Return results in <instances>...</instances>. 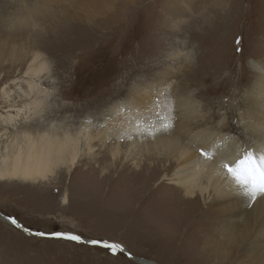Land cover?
I'll return each instance as SVG.
<instances>
[{
	"label": "rangeland",
	"instance_id": "rangeland-1",
	"mask_svg": "<svg viewBox=\"0 0 264 264\" xmlns=\"http://www.w3.org/2000/svg\"><path fill=\"white\" fill-rule=\"evenodd\" d=\"M34 1L0 0V20L8 21L23 2L31 5ZM179 1H117L110 17L72 20L57 34H49L40 47L51 67L41 79L35 78L52 91L50 104L42 111L44 123L78 128L89 117L97 122L96 117L116 102L128 100L136 87L158 79L157 73L168 66V76L175 74L174 85L202 101L207 114L215 117L207 125L193 120L189 131L210 126L215 133L246 140L249 133L240 124L238 113L243 100L248 102V89L257 83L252 63L264 58V0H226V6L212 10L204 27L201 15L189 12L185 3L181 4L184 13L179 12ZM80 10L81 3H74L73 11L78 14ZM41 17L36 22L46 19L45 14ZM54 19L59 18L50 17L42 26L50 24L53 29ZM180 20L189 22L176 28ZM27 24L25 21L20 28ZM5 28L1 25L0 29ZM12 35L18 38L20 32ZM30 62L16 66L5 60L0 67V107L3 86L9 85L18 101L16 82L33 80L25 74ZM201 65L205 66L202 70ZM97 151L100 154L94 157L98 159L85 156L77 168L59 169L40 183L0 180V210L24 225L21 229L0 219V264H144L140 260L214 264L219 259L212 254V245L206 250L201 247L206 238L198 232L204 229L213 235L211 221L204 226L203 219L198 220L205 216L203 202L191 210L181 209L184 212L169 210L162 205L172 194L164 183L159 184L163 176H148L147 167L134 173L136 169L123 157L114 163L105 154L107 150ZM56 232L79 235L85 242H118L129 254L120 248L113 251L103 244L52 235ZM235 258L232 254L223 264H237Z\"/></svg>",
	"mask_w": 264,
	"mask_h": 264
},
{
	"label": "bare ground",
	"instance_id": "bare-ground-1",
	"mask_svg": "<svg viewBox=\"0 0 264 264\" xmlns=\"http://www.w3.org/2000/svg\"><path fill=\"white\" fill-rule=\"evenodd\" d=\"M53 1L56 0H35L31 5L23 2L22 8L19 7L21 9L14 17L6 22L0 20V28L1 25H6L5 29H0V67L5 60H12L16 66H22L30 60L25 74L33 77V80L21 79L16 82L20 89V93L16 94L20 98L18 101L13 97L14 91L9 85L3 86L1 91L3 106L0 107V180L16 179L40 183L59 169L65 167L70 171L77 168L85 156L95 159L94 156L100 154L97 150H107L105 154L108 153L112 162L116 163L123 157L125 162H130L136 169L134 173L147 167L148 176L157 179L163 176L159 184L164 183L172 194H169L168 199H163L165 202L162 205H166L169 210L178 208L179 212H184L181 209L191 210L192 206L201 202L205 204L206 217L198 220L201 222L203 219L204 226L211 221L213 235L210 234L211 231L204 229H201L204 232L198 233L206 238V243L201 244L202 249L206 250L212 245L215 248V252L211 250L212 254L216 259L219 255L214 264H223L232 254L236 257L237 264H264V194L255 197L249 195L245 186L239 184L224 167L225 164H235L251 150L257 157L264 153V58L252 63L257 83L252 88L249 87L248 102L243 100L244 104L240 105L238 113L240 124L249 133L244 134L246 140H240L230 133H215L210 126L207 129L194 130L196 132L189 131L193 120L207 125L215 117L211 113L207 114L202 101L190 97L183 89L174 85L175 78L172 75L175 74L168 76V66L157 73L158 79L145 82L143 87H136L132 97L116 102L105 114L96 117L97 122L89 117L78 128L60 123L45 124L42 111L50 104L48 99L52 91L44 88V84H39L40 81L37 83L35 78L41 79L51 65L43 56L40 44L49 34H57L69 21L91 18L97 21L99 18H107L105 15L110 17L116 2L121 0ZM180 1L177 2L180 4L179 12L184 13L181 4L185 3V9L197 16L201 15L203 27L211 19L210 13L216 6L227 5L226 0ZM76 2L81 3L78 14L73 11V4ZM67 5L71 12L67 10ZM50 8L53 11L48 10ZM43 14L46 19L38 20L39 25L36 20ZM176 16L179 17L177 13ZM50 17L59 18L54 19L53 29L50 24L42 26ZM191 19L195 20L194 17ZM25 21L28 22L27 26L20 28ZM187 22L189 21L180 20L176 28L186 25ZM31 30L33 32L29 34ZM19 32L18 38L12 35ZM178 58L181 56L178 55ZM204 67L201 65V70ZM203 80L206 82V77ZM208 80L211 78L208 77ZM179 83L181 84L180 81ZM256 104L259 105L255 106ZM206 147L208 149L205 150ZM89 159L87 161H92ZM67 199L65 195L62 201L65 203ZM0 219L21 229L24 227L1 210ZM136 234L139 237V233ZM85 240L81 238L79 242H90ZM90 243L114 244L116 248L129 254L126 247L117 242ZM130 256L139 260L138 257ZM140 262L158 264L151 260Z\"/></svg>",
	"mask_w": 264,
	"mask_h": 264
},
{
	"label": "snow or ice",
	"instance_id": "snow-or-ice-1",
	"mask_svg": "<svg viewBox=\"0 0 264 264\" xmlns=\"http://www.w3.org/2000/svg\"><path fill=\"white\" fill-rule=\"evenodd\" d=\"M224 167L239 184L245 186L249 195L255 197L258 194H264V153L257 157L253 152H246L235 164H225ZM40 235H44V233H40ZM52 235L73 241L81 239L79 235H71L64 232H56ZM93 243H98V241H93ZM106 246L113 251L117 247L114 244Z\"/></svg>",
	"mask_w": 264,
	"mask_h": 264
},
{
	"label": "crops",
	"instance_id": "crops-1",
	"mask_svg": "<svg viewBox=\"0 0 264 264\" xmlns=\"http://www.w3.org/2000/svg\"><path fill=\"white\" fill-rule=\"evenodd\" d=\"M2 210V209H1ZM3 213H4V211H2ZM6 215V214H5ZM10 217V216H9ZM10 218H12L13 219V217H10ZM118 243V242H117ZM128 251V250H127ZM129 252V251H128ZM130 256V255H129Z\"/></svg>",
	"mask_w": 264,
	"mask_h": 264
}]
</instances>
